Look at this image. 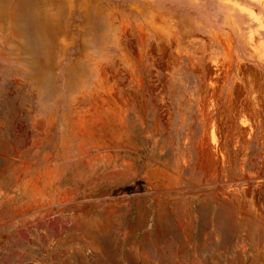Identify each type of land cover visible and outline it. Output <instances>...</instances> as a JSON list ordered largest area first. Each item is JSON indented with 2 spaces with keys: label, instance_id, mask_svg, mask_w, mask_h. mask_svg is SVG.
I'll list each match as a JSON object with an SVG mask.
<instances>
[{
  "label": "rangeland",
  "instance_id": "obj_1",
  "mask_svg": "<svg viewBox=\"0 0 264 264\" xmlns=\"http://www.w3.org/2000/svg\"><path fill=\"white\" fill-rule=\"evenodd\" d=\"M0 264H264V0H0Z\"/></svg>",
  "mask_w": 264,
  "mask_h": 264
},
{
  "label": "trees",
  "instance_id": "obj_2",
  "mask_svg": "<svg viewBox=\"0 0 264 264\" xmlns=\"http://www.w3.org/2000/svg\"><path fill=\"white\" fill-rule=\"evenodd\" d=\"M151 223V222H150ZM198 228H199V231H202V230H204L205 228H206V226L204 225V224H199L198 225ZM236 240V236L235 235H230L229 237H228V241L229 242H233V241H235Z\"/></svg>",
  "mask_w": 264,
  "mask_h": 264
}]
</instances>
